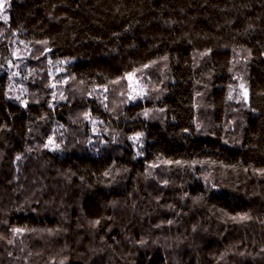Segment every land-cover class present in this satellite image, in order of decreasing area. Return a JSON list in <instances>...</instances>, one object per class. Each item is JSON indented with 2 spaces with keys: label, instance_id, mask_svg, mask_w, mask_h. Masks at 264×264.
Listing matches in <instances>:
<instances>
[{
  "label": "trees",
  "instance_id": "obj_1",
  "mask_svg": "<svg viewBox=\"0 0 264 264\" xmlns=\"http://www.w3.org/2000/svg\"><path fill=\"white\" fill-rule=\"evenodd\" d=\"M0 264H264V0H0Z\"/></svg>",
  "mask_w": 264,
  "mask_h": 264
}]
</instances>
